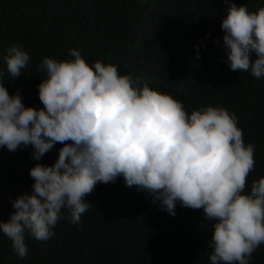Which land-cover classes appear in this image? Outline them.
Here are the masks:
<instances>
[{"label":"clouds","instance_id":"1","mask_svg":"<svg viewBox=\"0 0 264 264\" xmlns=\"http://www.w3.org/2000/svg\"><path fill=\"white\" fill-rule=\"evenodd\" d=\"M225 5L223 62L232 71L264 77V7L252 12L232 0ZM68 54L72 59L46 56L37 65L46 73L36 85L43 106L37 108L25 107L18 91L9 95L4 86L8 77L21 75L28 52L16 43L3 56L7 78L0 69V147L15 152L30 145L32 159L39 161L62 144L51 165L36 163L28 170L31 190L11 200L13 211L0 221V233L13 251L25 257V233L47 240L61 218L79 226L92 206L86 194L97 182L120 176L170 216L177 203L202 209L203 220L213 221L211 264H250L264 244V177L244 192L255 163L254 145L245 144L236 114L213 106L189 114L182 102L138 76L121 74L113 63L89 65L78 49ZM195 56L199 59V52Z\"/></svg>","mask_w":264,"mask_h":264},{"label":"trees","instance_id":"2","mask_svg":"<svg viewBox=\"0 0 264 264\" xmlns=\"http://www.w3.org/2000/svg\"><path fill=\"white\" fill-rule=\"evenodd\" d=\"M232 2L252 12L264 7V0ZM225 6V0H0L5 77L3 56L9 46L19 43L30 56L21 75L8 77L4 86L9 95L18 91L25 107H43L36 85L46 73L37 65L46 56L72 59L69 49H78L89 65L113 63L121 74L138 76L182 102L189 114L206 106L234 112L245 144L254 145L248 193L252 181L264 177V77L232 71L223 62ZM60 147L57 142L39 161L32 159L30 145L15 152L0 147V221L13 211L11 200L31 190L28 170L36 163L51 165ZM84 199L92 206L79 226L61 218L43 241L26 232L25 257L0 233V264H211L213 221L203 220L202 209L177 203L170 216L150 194L127 187L120 176L97 182ZM250 264H264V244L252 253Z\"/></svg>","mask_w":264,"mask_h":264}]
</instances>
